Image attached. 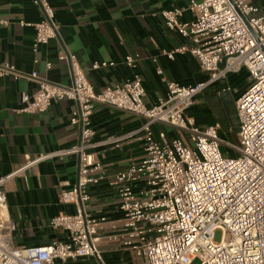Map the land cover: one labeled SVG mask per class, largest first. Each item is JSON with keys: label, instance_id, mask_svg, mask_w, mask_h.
<instances>
[{"label": "built area", "instance_id": "1", "mask_svg": "<svg viewBox=\"0 0 264 264\" xmlns=\"http://www.w3.org/2000/svg\"><path fill=\"white\" fill-rule=\"evenodd\" d=\"M42 14L32 25V51L47 45L57 34L54 13L47 0H34ZM191 23H180V10L161 15L168 31L191 42V47L162 51L173 60L186 51L194 57L206 80L182 87L166 82V94L147 107L142 81L135 76L113 88L95 92L75 56L59 58L70 67L71 83L60 85L37 73L22 74L11 65H0V78L26 80L36 85L33 94L23 93L19 113H44L52 103L70 101L76 105L70 124L80 130L75 147L55 153L79 156L77 184L61 191L59 202L74 205L72 215H58L49 225L67 232L66 242L46 247L19 248L12 243L11 221L5 192L6 183L16 174L53 155L27 161L17 172L0 178V264H54L67 260L99 259L97 234L107 222L85 212L88 187L102 181L117 189L119 227L112 224L109 237L130 251L142 264H264V15L250 0H190ZM20 26H30L20 23ZM127 67L135 60L127 57ZM112 66L94 63L92 70ZM47 63L46 68L50 69ZM244 69L248 88L234 102L238 118L239 147H230L235 157L220 149L218 125L198 128L185 117L196 97L227 75ZM161 75L162 71L157 70ZM96 105H104L143 119V157L113 175L89 153L94 131L90 117ZM172 128L176 137L155 140L152 125ZM137 188L134 189V187ZM221 232L219 243L214 241ZM100 262V260H99Z\"/></svg>", "mask_w": 264, "mask_h": 264}, {"label": "crops", "instance_id": "2", "mask_svg": "<svg viewBox=\"0 0 264 264\" xmlns=\"http://www.w3.org/2000/svg\"><path fill=\"white\" fill-rule=\"evenodd\" d=\"M189 1L47 0L54 13L57 34L33 52L32 25L41 21V11L34 0H0V65H11L22 74L35 72L51 83L66 86L71 83L70 67L59 58L71 54L95 92L138 76L145 91L144 103L149 107L165 97L166 82L188 87L206 80V74L188 51L176 54L173 60L161 55L162 51L191 47L188 39L165 28L161 15L178 9L181 12L178 21L191 23L195 14L188 9ZM250 1L264 15V0ZM127 57L135 60L134 68L124 63ZM47 63L51 64L50 69L46 68ZM94 63L112 66L92 70ZM158 69L161 75L157 74ZM249 84L244 69L227 75L199 94L185 112V117L198 128L219 126L223 154L229 155L223 145H231L226 133L238 134L234 102ZM35 91L32 82L0 78V178L17 172L27 161L53 155L16 174L4 187L8 214L14 225L12 243L19 248L66 242L67 232L51 228L49 222L58 215L75 212L74 205L61 204L58 197L61 191H69L77 184L79 156L55 153L67 151L80 142L79 128L70 124L76 105L63 100L52 103L44 113H19L21 95ZM143 122L135 115L95 106L90 117L94 146L88 152L106 175L139 164L143 157V133L139 131ZM151 131L155 140L159 133H164L165 141L176 137L175 130L163 125H152ZM88 193L90 200L84 206L85 212L94 219L107 221L97 234L99 259L54 264H138L135 255L109 240L115 233L112 224L119 227L122 218L117 189L102 181L89 186Z\"/></svg>", "mask_w": 264, "mask_h": 264}, {"label": "rangeland", "instance_id": "3", "mask_svg": "<svg viewBox=\"0 0 264 264\" xmlns=\"http://www.w3.org/2000/svg\"><path fill=\"white\" fill-rule=\"evenodd\" d=\"M226 136H227V140H228L229 144H231L234 147H239V139H238L236 132L226 133ZM223 148L226 152H229V155L225 153V154H223V156L235 157V155H234V153L230 147L223 145ZM220 239H221V232L217 231L215 233V236H214V241L216 243H219ZM137 260H138V264H142V260H140L139 258H137ZM195 264H198V263L196 262Z\"/></svg>", "mask_w": 264, "mask_h": 264}]
</instances>
